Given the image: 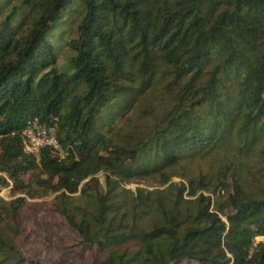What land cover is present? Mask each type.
Here are the masks:
<instances>
[{"label":"trees","instance_id":"trees-1","mask_svg":"<svg viewBox=\"0 0 264 264\" xmlns=\"http://www.w3.org/2000/svg\"><path fill=\"white\" fill-rule=\"evenodd\" d=\"M33 122L60 152L23 151ZM5 188L0 264H36L15 239L43 198L91 264H264V0H0Z\"/></svg>","mask_w":264,"mask_h":264},{"label":"rangeland","instance_id":"rangeland-1","mask_svg":"<svg viewBox=\"0 0 264 264\" xmlns=\"http://www.w3.org/2000/svg\"><path fill=\"white\" fill-rule=\"evenodd\" d=\"M73 7L75 9L66 11L47 36L57 55L56 68L60 71H70V61L75 55L67 42L77 38L82 7L77 4ZM0 197L9 201L15 195L11 189L5 188L0 192ZM50 200L51 198L36 200L37 205L33 204L34 201L27 200L20 210L15 239L17 249L36 264H91L93 254L86 252L75 232L52 213L47 204Z\"/></svg>","mask_w":264,"mask_h":264},{"label":"built area","instance_id":"built-area-1","mask_svg":"<svg viewBox=\"0 0 264 264\" xmlns=\"http://www.w3.org/2000/svg\"><path fill=\"white\" fill-rule=\"evenodd\" d=\"M49 146L60 152V145L56 137L55 128H48L44 125L33 122L22 134L23 151L34 157H38L42 147ZM263 241L260 238L254 240V244Z\"/></svg>","mask_w":264,"mask_h":264}]
</instances>
